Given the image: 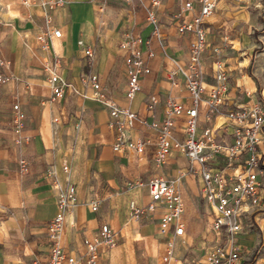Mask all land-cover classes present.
Returning a JSON list of instances; mask_svg holds the SVG:
<instances>
[{
    "label": "crops",
    "instance_id": "1",
    "mask_svg": "<svg viewBox=\"0 0 264 264\" xmlns=\"http://www.w3.org/2000/svg\"><path fill=\"white\" fill-rule=\"evenodd\" d=\"M149 1L62 0L46 15L41 0H0V76L6 78L0 82V264H46L47 227L57 212L59 194L54 178L61 187L70 183L76 189L77 204L66 216L61 243L81 258V264L86 258L84 240L95 236L103 224L115 233L116 244L99 247L94 264H165L171 239L175 261L204 264L205 254L194 260L188 251L196 246L204 249V238L214 241V236H220L213 245L224 242L226 235L214 230L212 210L202 200V181L186 174L185 156L173 149L166 162L158 165L154 160L157 131L139 121L125 133L133 141H144V149L114 150L118 132L108 125V109L93 98L94 88L80 81L87 70L83 46H92L96 51L92 72L99 90L119 108L130 109L149 123L161 122L169 98L191 106L185 81L192 35L180 36L176 31L182 20L180 9L188 0H162L156 10L159 39L146 22L144 6ZM189 1L195 4L187 19L198 11L196 0ZM48 25L61 31L59 38L52 39L60 56L56 72L76 90L65 88L56 99L43 64V59L52 61V48L42 50L35 39ZM204 26L206 91L198 107V131L212 129L215 142L229 144V109L253 103L260 90L264 94V0H217ZM125 31L147 42L144 52H154L153 57L144 55L150 71L140 77V90L131 97L125 52L118 47ZM217 67L228 77L226 100L215 113L207 114L205 102ZM168 71L175 72L171 80ZM150 96L156 100L151 111L146 109ZM16 103L26 117L21 135L29 137L22 145L14 143L10 126ZM174 133L182 138L181 121ZM21 157L28 162L24 173L18 168ZM218 164H223V157ZM153 177L170 179L181 194L182 236H174L173 226L161 231L160 210L137 218L130 215L131 200L140 207L149 201L145 183ZM261 195V204L250 209L244 230L235 235L236 264H264V248L255 253L264 241V189ZM92 201H98L96 211L90 208Z\"/></svg>",
    "mask_w": 264,
    "mask_h": 264
},
{
    "label": "built area",
    "instance_id": "2",
    "mask_svg": "<svg viewBox=\"0 0 264 264\" xmlns=\"http://www.w3.org/2000/svg\"><path fill=\"white\" fill-rule=\"evenodd\" d=\"M132 3L133 0H127ZM198 11L190 18L185 15L194 9L193 1H186L180 9L182 20L177 23L176 31L180 36L190 33L192 39L188 47V73L185 88L191 95V106L169 98L161 122L142 121L137 113L128 108H119L99 90L97 76L92 72L96 51L92 46H83V55L87 70L80 75V81L86 86L94 88L93 98L100 100L108 109L110 120L109 127L118 132L117 141L113 148L116 151L132 149L142 151L144 141H133L125 133L134 121L142 122L146 127L155 129L157 137L155 142L154 160L158 165L164 164L173 149L180 151L188 161L186 174L199 178L202 181L201 197L213 213L212 226L220 234H225L224 242L211 246L204 257V264H236L238 260L239 246L235 235L244 230V218L254 206L261 204L264 189V94L260 90L259 97L249 105L234 104L227 112V117L232 126V142H215L212 129L198 131V107L201 103V95L206 91L203 53L206 48L207 28L205 20L216 8L217 0H196ZM62 0H41L40 4L47 15L55 5H61ZM162 0H150L144 6L146 22L153 27V33L159 39L157 33L156 10ZM61 31L53 25L36 35L35 39L40 43L42 50L52 48V57L49 61L43 59L45 70L49 74L48 85L52 92V98H60L64 89L76 92L70 82H67L57 72L60 56L52 47V39L59 38ZM81 43V42H80ZM147 42L137 34L129 31L122 33L119 49L125 52V67L127 75V95L133 96L140 90V77L148 74L150 69L145 63L144 55L153 57L154 52H144L142 47ZM174 71L167 72V78L172 79ZM5 77L0 76V82ZM228 90V77L225 71L217 67L211 75V84L206 100L207 114L215 113L223 105ZM83 97H87L82 94ZM156 100L150 96L146 101V109L151 111L155 107ZM25 113L16 103L12 105L10 126L14 132L13 141L16 145L29 142L28 136L21 135L25 123ZM181 121L182 138L175 136V129ZM219 157H223V164H218ZM28 162L24 157L19 158L18 168L20 173L27 169ZM47 174L51 175L48 171ZM54 184L59 191L57 198V212L49 221L47 234L50 246L46 264H81V258L73 256L65 250L61 240L67 214L76 206L77 195L73 184L67 183L61 187L56 178ZM142 186V184H138ZM145 186L148 190L149 201L143 207L131 200L128 204L130 215L139 217L144 212L160 210V229L162 232L173 226L174 236H182L184 224L182 215L184 203L180 192L173 186L170 179L153 177ZM92 211L98 208V201L90 202ZM116 244V235L110 226L103 224L99 232L91 239H85L86 258L84 264H94L99 247L111 248ZM264 248L261 241L255 253H260ZM165 264H179L173 256V239L168 242V250L164 256Z\"/></svg>",
    "mask_w": 264,
    "mask_h": 264
},
{
    "label": "rangeland",
    "instance_id": "3",
    "mask_svg": "<svg viewBox=\"0 0 264 264\" xmlns=\"http://www.w3.org/2000/svg\"><path fill=\"white\" fill-rule=\"evenodd\" d=\"M264 184V183H263ZM215 237V240L214 241H216L220 236H214ZM203 242H204V249L202 248H200L199 250H197V248H198V246H196L193 250L192 249H190L188 252H189V254H191V256L193 257V259L194 260H196V259H201L202 258V256H204V254H205V252L207 251V249L209 248V247H211L214 243V241H210V240H208V239H206V238H204L203 240H202ZM192 248V247H191Z\"/></svg>",
    "mask_w": 264,
    "mask_h": 264
}]
</instances>
